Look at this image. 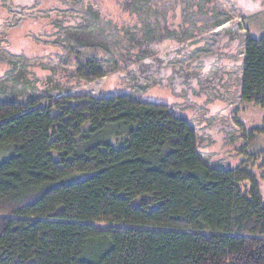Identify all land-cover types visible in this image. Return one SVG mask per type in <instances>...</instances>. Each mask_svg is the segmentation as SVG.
<instances>
[{
  "label": "trees",
  "instance_id": "trees-1",
  "mask_svg": "<svg viewBox=\"0 0 264 264\" xmlns=\"http://www.w3.org/2000/svg\"><path fill=\"white\" fill-rule=\"evenodd\" d=\"M244 53L242 100L264 110V35ZM78 72L106 75L93 58ZM0 264H264V198L248 169L209 165L168 104L0 102Z\"/></svg>",
  "mask_w": 264,
  "mask_h": 264
},
{
  "label": "rangeland",
  "instance_id": "rangeland-1",
  "mask_svg": "<svg viewBox=\"0 0 264 264\" xmlns=\"http://www.w3.org/2000/svg\"><path fill=\"white\" fill-rule=\"evenodd\" d=\"M263 35L264 0H0V102L127 94L168 104L209 165L248 169L264 198L254 131L264 110L241 97L246 39ZM86 58L106 75L82 78ZM239 186L248 195L250 182Z\"/></svg>",
  "mask_w": 264,
  "mask_h": 264
}]
</instances>
